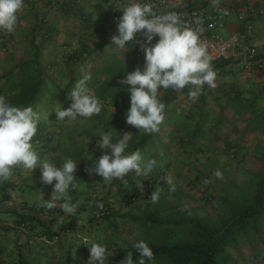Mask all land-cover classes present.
Wrapping results in <instances>:
<instances>
[{
  "label": "rangeland",
  "instance_id": "rangeland-1",
  "mask_svg": "<svg viewBox=\"0 0 264 264\" xmlns=\"http://www.w3.org/2000/svg\"><path fill=\"white\" fill-rule=\"evenodd\" d=\"M104 55L105 61L108 64L116 63L114 68H112L113 70H111V76H113L111 78L112 81L127 72L134 71L137 67H143L145 62V58L136 61V63L133 60L129 61L127 53L125 52L124 54L120 50L116 53L114 52L113 56H109L108 54ZM131 65H134V67H131ZM121 85L125 87V93L122 98L128 100L127 105L124 107L125 113H121L113 102H111L107 103L105 107H102L103 109L98 115H93L90 118H78L75 121L65 120L59 124H53L50 127V131L53 133L51 140L53 153H50L49 156H42V154L39 156L55 161L58 167L66 158H72L78 161L77 169H79L81 166L86 165L93 158L95 152L99 150L98 139L90 137L89 134L94 133L96 129L95 125L100 120H110L115 114L118 117V123L114 125L111 133L116 136H122L124 134L123 132H130L134 135L139 129L127 124L125 115L130 107V93L127 91L130 85L123 83ZM166 91L169 94V102L173 106L171 108L176 110L175 114L178 117V109H182L181 105L184 101H178L177 99L183 93L181 91L172 89L163 90L161 88L159 98L165 96ZM94 95L96 96V94ZM45 96L46 93L44 90L39 101L33 108L39 114L40 121L46 118V112H48ZM185 98L189 100V103L192 102L196 105L201 102L196 101L198 98H191L189 95H185ZM107 100L109 99L107 98ZM243 101L246 105L249 104V100ZM216 103L217 106L220 105L219 100ZM251 109L252 107L243 108L241 113L238 112L233 115L234 117L231 119L232 124L241 119L242 124H245L244 126H246V130L248 131L254 130V128L264 130L263 121L257 123L254 118L251 119ZM192 110L196 109L193 108ZM224 111H226L225 108ZM180 112L182 113V111ZM196 113L198 117L207 115L204 114V109L202 112L197 110ZM210 114L214 116L213 112H210ZM227 115L228 113H226ZM121 126L125 131L121 130ZM160 127L168 128L166 120L160 124ZM102 130L100 128L96 133L99 134ZM222 133L223 131L221 129L212 128L205 132L203 137L207 140L209 137L211 139L214 135ZM225 134H228L230 137L234 136L232 131L226 132ZM152 145L146 150L147 158L144 159L146 161H149L150 156L157 150L156 145L159 144ZM201 146L203 147L202 150H204V153L200 154H197L199 152L193 146L189 147L192 155H189L188 171H185L184 168L181 170V167L176 170L173 169L174 171L171 172L164 170V177L171 176L173 178L175 190L172 191L171 186L163 179L154 189V191L157 189L160 190V198L156 203L152 202L150 196L132 202L120 199V192L124 189V186L117 187L113 185L114 178L104 181L101 175H98L95 171L92 172L91 176L98 179L97 184L99 187L97 188V192L102 199L111 203L114 226L111 225L110 221H93L90 219L89 216L97 211L98 204L96 202H87L86 194L92 193V189L89 186L82 185L81 189L85 191V194L80 193L81 195L79 194L77 198L74 197V194L69 196L66 192L62 198L54 201L55 207L49 209L43 205L52 200L53 186L42 183L40 168L37 167L32 172L31 170L17 166L13 169L10 178L0 183V187L8 186L11 188V199L6 202H0V264H17L20 255L26 258L28 264H66L67 257L70 253L74 257V260H76L72 264H88L90 255L89 246L93 242L105 244L109 250L112 249V255L109 261H105V264H115L118 255L123 249L127 245L135 244L139 240H144L147 243H165L171 239L188 240L186 229H180L171 226V224H167V222L175 217L176 213L197 216L214 224L216 227L221 226L229 218L227 213L228 207L233 205L234 202L237 204L240 200L241 194H238L237 190L251 194L253 192L254 181L251 180V175L249 176L248 174L247 176V173H245V177L249 178L245 181L241 175H237L239 173L238 170H225L226 167L231 165L228 160L226 161L228 164L225 165L222 164L223 161H213L223 152L222 149L213 146V143L211 149L208 151L204 149V145ZM209 153H212V155H207ZM235 158L239 159V156L236 154ZM161 159L163 161L165 157L161 156ZM175 164L177 166V163ZM217 171H220V177L215 175ZM239 178L242 179L239 180ZM237 179L239 181H236ZM13 184L19 189L12 188L11 186ZM36 185L37 187L35 189H33L34 187L28 188ZM231 192L234 193L231 194ZM65 202L76 205L74 213L69 214L62 210V205ZM14 211L21 214H32L43 223L54 222L56 226H64L72 218L80 219L82 223L73 230V233L63 234L56 241L46 242L37 238L33 243H30L28 240L29 236L15 227L16 217ZM150 216L161 221V224L146 226L140 221V219ZM252 237L257 241L264 242V233L262 235L252 234ZM85 243L89 246L85 245ZM252 248L255 247L253 246ZM255 253L264 255V248L257 247Z\"/></svg>",
  "mask_w": 264,
  "mask_h": 264
},
{
  "label": "crops",
  "instance_id": "crops-1",
  "mask_svg": "<svg viewBox=\"0 0 264 264\" xmlns=\"http://www.w3.org/2000/svg\"><path fill=\"white\" fill-rule=\"evenodd\" d=\"M70 1L59 0L58 8H51L52 0H25L19 13L18 24L10 32V40L6 44L0 41V94L14 100L22 90L20 65L38 58L48 77L44 88L48 112L43 121L49 125L61 123L57 120L55 110L70 106L72 101L69 99V93L79 77L86 72L91 73L88 86L93 94L94 87H101L112 81L107 69L113 70L116 64L114 62L110 63L111 65L108 64L104 57V54L113 56L114 52L118 51L114 45H110L111 40L104 39L102 35L106 27L103 22L108 0H83L77 7L78 12L67 7ZM171 1L175 6L223 4L236 10L248 9L249 5L264 6V0H250L249 3L246 0H219L218 3L214 0ZM249 22H252L255 27V37L252 41L264 50V20L262 18H251L239 24L236 16H232L225 28L221 30V34L225 37L230 36ZM66 47L76 50L78 55L85 48H89L90 54L87 58L79 57L78 60H74L71 57L69 59ZM125 52L129 61L141 60L132 58L129 49ZM221 69V74L216 75V87L209 88L205 85L195 98L199 99L196 101H201L200 104L189 103V100L185 98V95H189L187 86L181 90L183 94L177 99L184 101L181 105L182 109H178V117L175 114L176 110L171 108L173 106L169 102V114L166 113L164 118L168 128L159 126L154 143L159 144L156 145L157 150L154 154H160L165 159L162 161L159 155V161L156 164L168 172L180 167L181 170L184 168L188 171L189 155H192L189 147L193 146L198 150L197 154H200L204 153L201 145H204V149L208 151L213 143V146L223 150L213 161H223L222 164L225 165L228 164L226 163L228 160L231 165L225 170H238L237 175H241L245 181L249 178L245 177L247 173V176L251 175V180L254 181L264 170V130L254 128L248 131L240 118L238 122H233L234 124L231 119L233 115L241 113L243 108L252 107L251 119L254 118L257 123L264 122V70L249 74L240 64L235 63L223 64ZM60 89L67 94L68 100L53 96ZM218 100L220 105L217 106ZM243 100H249V104L246 105ZM201 108L207 115L198 117L196 111L202 112ZM210 112H213L214 116ZM226 113H228L227 116ZM212 128L221 129L223 133L205 140L203 134ZM229 131L233 132V137L225 134ZM210 154L212 155V153L207 155ZM236 154L239 159L235 158ZM87 202H92L91 198ZM253 246L255 248H252ZM257 247L264 248V242L253 239L252 235L239 238L237 245L229 251L231 257L229 264H264V255L255 253Z\"/></svg>",
  "mask_w": 264,
  "mask_h": 264
},
{
  "label": "clouds",
  "instance_id": "clouds-1",
  "mask_svg": "<svg viewBox=\"0 0 264 264\" xmlns=\"http://www.w3.org/2000/svg\"><path fill=\"white\" fill-rule=\"evenodd\" d=\"M24 3L25 0H0V29L11 32L16 28ZM121 9L123 15L118 18V31L112 36L110 45L125 54L126 49L140 43L145 53L143 67L127 72L121 81L130 85L126 123L139 132L154 133L164 119L165 104L159 98L161 88L181 91L187 86L191 98H196L205 85L215 88L217 74L212 65L213 56L201 40V29L182 22L178 13H156L147 0H128ZM138 33H142L143 41L136 40ZM156 37L159 39L152 43ZM90 80V72L78 78L69 93L71 105L55 110L57 120L75 121L102 111L103 105L88 86ZM39 121L40 116L32 106H17L8 96L0 94V183L8 180L17 166L32 172L39 167L42 183L53 186L52 200L43 205L51 209L55 207V200L62 198L70 187H75L78 161L66 158L58 167L55 161L39 156L33 144ZM123 133L122 136L111 132L98 134V147L105 152L99 159L95 156V167L89 170L101 175L104 181L123 179L133 171L137 176H147L156 163L155 160L145 162L140 149L129 152L133 135ZM215 175L220 177V171ZM163 179L174 191L173 178L165 176ZM159 198V189L151 192L153 203ZM62 210L72 214L76 205L65 202ZM133 247L139 254L138 260L133 259L132 252H127L121 264H149L153 261V249L146 241L139 240ZM89 249L88 264H105L112 255V249L99 242H93Z\"/></svg>",
  "mask_w": 264,
  "mask_h": 264
},
{
  "label": "trees",
  "instance_id": "trees-1",
  "mask_svg": "<svg viewBox=\"0 0 264 264\" xmlns=\"http://www.w3.org/2000/svg\"><path fill=\"white\" fill-rule=\"evenodd\" d=\"M78 6H80V4H75L74 0H71L70 5H67V7H70L69 9H73L75 12L79 11L77 8ZM79 57L76 59L78 60ZM131 67H134V65H131ZM107 71L110 74V80H112V71L110 69H107ZM19 72L21 76L20 85L22 86V90L16 98L11 101L17 106H32L34 108L45 88V83L48 79L47 74L43 69V66L40 65L38 58L21 64ZM125 76L126 73L108 84L93 88V91L95 92H92L96 94V97H98L103 107H105L107 103L113 102L121 113H125L124 107L127 105L128 100L122 98L125 93V87L121 85V81L125 78ZM168 95V91H166V95L160 98L161 102L165 104L164 118L165 114L170 110ZM53 96L58 97L61 100H68L67 94L64 93V90L62 89L54 93ZM107 98L109 100H107ZM115 115L111 117L110 120H100L95 125L96 129L94 130V133L89 134V136L98 139L99 135L96 132L100 128L103 129L102 132H112L114 125L118 123V117ZM38 125L39 133L33 137L34 147L39 155L42 154V156H49L50 153H53L51 145L53 133L50 131V127L53 124L49 125L45 121H39ZM121 130L125 131L123 127ZM157 134L158 131L154 133H145L143 131L139 132L138 130L130 141L128 151L132 152L136 149H140L143 154V158H147L146 150L150 145L153 146L152 144L156 142ZM49 135H51V137H49ZM104 152V149L99 148V150L95 152L93 158L86 165L77 169L75 187H70L67 190L69 196L74 194V197L77 198L80 193L85 194V191L81 189L82 185L89 186L92 189V192L97 191L98 179L91 176L94 170L90 171L89 169H94L95 167L93 164L95 156L99 159ZM150 160H155L156 162L159 161V155L157 153L152 154L149 161ZM144 161L147 162L146 160ZM153 167L155 168L156 174L159 173L158 175H164L163 167H159L156 163ZM126 181L128 182V186L126 185ZM113 185H116L117 187L124 186V189L120 192V199H125L129 202L131 201L130 199L133 195L137 197V200L151 196V191L148 196L145 195V192L150 190L148 180L143 175L137 176L134 171L129 173L123 179L114 178ZM140 185H143V187H139ZM11 187L16 188L14 184ZM31 187H34L33 189H35L37 185ZM10 189L11 188L8 186L0 187V202H6L11 199ZM237 191L238 194H241L240 200L237 204L234 202L233 205L228 207L227 213L229 218L219 227H216L214 224L197 216H191L186 213H176L175 217L167 222V224H171V226L178 227L180 229H186L188 240L171 239L165 243L149 242L148 244L154 252V259L149 262V264H229L231 258L229 251L232 247L237 245L239 238H246L252 234L262 235L264 232V170L257 177V179L254 180L253 192L251 194L241 192V190ZM232 193L234 192H231V194ZM85 197L90 199L91 194H86ZM104 203L108 204L109 202L105 201ZM14 214L16 217V223L26 224L31 234H47L51 239H53L56 233L60 234L62 231L67 229H72L73 231L80 225L79 219L76 218H72L64 226H56L54 222L43 223L34 215L29 213L21 214L14 211ZM95 216L97 218L100 216L99 209H97V211L89 217L94 221L93 217ZM140 221H142V223L146 226L161 224V221L156 220L153 216L140 219ZM133 245L134 244H129L123 249V251L118 255L115 264H121V262L126 258L127 252H132L133 259L138 260L139 254L136 252ZM75 261L76 260H74V257L70 253L67 257L66 264H72V262ZM17 264H28V262L24 256L20 255V259Z\"/></svg>",
  "mask_w": 264,
  "mask_h": 264
},
{
  "label": "built area",
  "instance_id": "built-area-1",
  "mask_svg": "<svg viewBox=\"0 0 264 264\" xmlns=\"http://www.w3.org/2000/svg\"><path fill=\"white\" fill-rule=\"evenodd\" d=\"M83 0H74V3L79 5ZM151 3L156 13L164 14L167 12H176L179 14L182 22L192 26L193 28H199L201 40L207 45L208 52L213 56L212 65L216 74H221V65L228 63L240 64L244 71L247 73H255L264 70V50L252 40L255 37V27L252 22L246 23L241 29L237 30L230 36H223L221 30L225 28L227 21L232 17L236 16L239 24L247 22L251 18H262L264 20V6L257 7L249 5L248 9H234L233 7L226 6L223 4L214 5H184L175 6L171 0H147ZM247 3L250 0H246ZM128 0H108L106 12L104 14V24L106 25L103 30V37L106 40H111L112 36L117 34V22L118 18L123 15L122 7H125ZM59 0H52L50 7L58 8ZM159 37L154 38L152 43H155ZM10 40V32L6 29H0V41L6 44ZM137 41H143L144 37L142 33H138L136 36ZM132 45L130 44L129 47ZM6 47V45H4ZM67 48L68 58L82 57L87 58L90 54V49L85 48L83 51L76 53V50ZM129 53L132 58L138 60L145 58V53L142 50L140 43L133 45L129 49ZM39 128V125H38ZM39 133V129L35 136ZM51 137V135H49ZM159 174V173H158ZM155 172V168L144 176L148 180L149 191L145 192L148 196L150 191H154L155 186L163 181L164 175H158ZM157 178V179H156ZM156 179V180H155ZM128 182L126 181V185ZM128 186V185H127ZM99 186H97L98 188ZM132 201H137V197L133 195ZM91 201L98 204L100 216L97 218L93 217L94 221H110L111 225L114 226L113 220V208L111 203L105 204L106 200L102 199L97 191L91 193ZM82 220L79 219V224ZM15 227L27 234L30 243H33L37 238H40L46 242L56 241L63 234L73 233L72 229L62 231V233H56L51 239L47 234L35 235L31 234L26 224H15Z\"/></svg>",
  "mask_w": 264,
  "mask_h": 264
}]
</instances>
